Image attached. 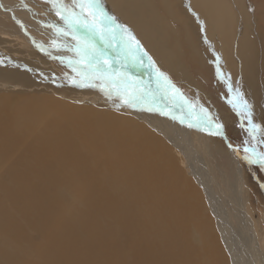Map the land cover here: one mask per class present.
<instances>
[{
	"label": "rangeland",
	"instance_id": "1",
	"mask_svg": "<svg viewBox=\"0 0 264 264\" xmlns=\"http://www.w3.org/2000/svg\"><path fill=\"white\" fill-rule=\"evenodd\" d=\"M12 2L24 9L31 8L41 18L51 16L53 25L65 30L84 55H93L91 49L99 51L127 74L141 79L158 96L183 104L195 115H211L223 133L221 140L233 147L231 150L243 167L246 212L256 225L257 243L264 252V115L259 114L260 110L264 111V98L258 100L261 105L254 115L251 108L256 105L257 96L246 91L233 75V69L224 65L227 75L221 70L215 54L210 53L203 29L197 24L196 14L190 16L187 11V22H181L177 16L175 23L189 29L177 30L172 36L180 45L195 40L208 58L205 67L199 63V53L185 46L184 62L208 94L192 97L185 90L186 81L171 70L173 75L161 66L158 69L147 52H140L134 43L142 36L129 31L111 13L108 21L118 25V30H98L99 20L87 0ZM222 3L214 27L220 30L216 25L223 12L230 28H236L235 4L232 0ZM51 6L57 13L51 14ZM247 6L253 16L264 20V0H247ZM103 15L107 17L104 11ZM67 24L72 31L64 27ZM172 27L173 20L165 22L166 41ZM6 30L15 32L11 26ZM260 32L259 25L253 29V34ZM77 33L86 45L78 40ZM22 42V37L0 36V51L15 59L24 56L33 64H40L44 71L57 73L54 78L73 83L75 89L64 100L75 105L76 110L60 112L64 108L59 109L61 103L56 101H48L47 108L26 105L23 112L0 105V261L3 264H230V249L208 204L210 192L196 187V180L188 175L185 166L179 175L171 170L163 151V139L152 134L154 141L146 145L141 132L153 128L131 111L138 104L160 114L155 116L162 119L158 111L162 110L161 106L130 92L120 82L114 83L87 62L75 64L43 54L31 56L20 47ZM153 56L155 59L154 53ZM200 70L206 73L205 78ZM3 82L0 77V83ZM1 96L10 102L25 98L13 92ZM75 112L88 119L94 134L101 139L96 138L90 145L81 141L75 133L77 127L69 121L77 115ZM7 122L9 127L5 128ZM67 132L72 134L68 140ZM154 143L157 149L149 150ZM91 146L106 162L111 150L121 154L135 151L141 158L132 164L120 159L121 168L116 175L105 166L89 173L74 168L78 160L94 167L93 157L88 153L81 155L82 147ZM62 148L73 151L76 159H70ZM52 157L57 159V164ZM214 159L209 164L210 171L226 192L216 162L228 166L231 177L228 158L215 151ZM131 178L132 184L125 186L124 180ZM97 181L102 186L91 197L89 189ZM214 190L222 194L216 184ZM89 201L94 202V208ZM227 210V220L221 218V224L229 232L236 231L239 221L232 209L227 207Z\"/></svg>",
	"mask_w": 264,
	"mask_h": 264
},
{
	"label": "bare ground",
	"instance_id": "2",
	"mask_svg": "<svg viewBox=\"0 0 264 264\" xmlns=\"http://www.w3.org/2000/svg\"><path fill=\"white\" fill-rule=\"evenodd\" d=\"M12 1L0 0V36L14 37L16 39L22 37L23 42L20 47H23L31 56L43 54L50 59H60L75 64L87 62L96 70L105 73L114 83L120 82L130 92L155 101L161 106L162 110L158 109V111L162 114V119L155 116H161L160 114L146 110L138 104V107L131 108L133 114L147 124L149 123L153 128L149 132H141L144 142L147 145L149 142L154 141L151 138L152 134L163 139L165 141L163 151L168 156L171 170L179 175L181 168L185 166L188 175L193 176L196 180L194 181L196 187H202L210 192L207 197L208 204L219 220L218 228L230 249V264H264V252L260 250L257 243L256 225L246 212L243 167L235 152L231 150L233 147L221 140L223 133L219 128V124L216 123L217 121L209 114L206 116L195 115L183 104L172 103L158 96L151 89L149 90L141 79L127 74L122 67L115 65L114 61L108 57L105 58L99 51L95 52L91 49L93 55H84L75 42H72L65 30L62 29L60 31L53 25L54 22L51 20V16L45 15L41 18L31 8L24 9ZM87 1L99 20L98 30H118V25L108 21V19L111 20L108 15L111 13L129 31L142 36L141 40H134V43L140 52L143 54L147 52L158 69L161 66L163 69H167L170 74L173 72L180 79L186 81L185 90L192 97L196 94L206 96L208 94L197 84L184 62L185 46L199 53V63L205 67L208 66V58L199 50L194 42L195 40L191 39L186 45H180L173 40L172 36L176 34L177 30L185 32L189 29V26L183 27V24L178 25L175 23V20H178L177 16H179L181 22H187V11L190 16H192L191 13L196 14L198 17V19L195 17L197 24L199 23L200 28L203 29L208 47L211 50L210 53L215 54L221 70L224 65L229 70L233 69L231 71L238 78V82L244 84L246 91L257 96V99H254L256 105L251 108V111L254 115L258 112L261 105L258 100L264 98V77L262 75V73L264 74V20L253 16L248 9L247 0H232L237 9L236 28H230L228 17L221 12L219 24L216 25L220 29L219 31L214 27V22L219 20L216 14L219 12L221 5L223 6L222 0ZM49 10L51 14L57 13L53 6ZM102 11L106 13L107 17L105 15L102 16ZM171 20H173V27L166 41L165 22ZM9 21L15 25L10 24ZM258 25L261 27V32L253 34V29L258 28ZM9 26L13 27L15 32L6 30L9 29ZM64 27L70 31L73 30L68 24L67 26L64 25ZM115 35L118 36V33H115ZM79 36V33H77L78 40L84 43L83 45H86ZM140 42H142L143 47ZM145 49H149V51ZM102 52L105 51L102 50ZM19 53L22 54L21 52ZM153 53L155 54V59ZM21 57V59H15V57L12 58L10 55L0 51V77L4 81L0 83V105L6 106V108H14L15 111L20 109L23 112L26 105L47 108L48 101H56L61 103L59 109L64 108L60 112L67 110L74 112L76 106L64 100V97L68 96L72 89H75L72 85L73 83H68L60 78L56 79L54 76L58 75L54 71H44L40 64H33L32 60L26 59L24 56ZM142 59H145V57H142ZM45 64L46 66L49 65V63ZM227 69L223 68V72L226 75L228 74ZM200 74L205 78L206 73L204 70H200ZM43 84L48 85L43 86ZM20 86L22 89H19ZM40 88H43L44 91L39 90ZM8 92L21 93L25 98L10 102L6 97L1 96ZM75 114L77 115L71 116L69 121L77 127L75 133L81 141H86V144L90 145L96 138L101 139L100 135L96 136L94 134L93 128L85 116L78 115V112H75ZM259 114L260 116L264 115V111L260 110ZM15 116L17 118L20 117L16 114ZM7 127H9L8 122L5 124V128ZM205 128L214 132L215 135L211 136ZM67 135L68 140L72 134L67 132ZM155 149H157L155 143L150 145L149 150ZM61 151L70 159H76L73 151L66 148H62ZM215 151L228 158L229 166L232 170V176L230 177L228 176V166H222L220 162H216V165L220 166L219 171L226 192H223L216 176H213L209 168V164H213L215 161ZM86 153L93 157L95 161L94 167L78 160L74 168L83 172L87 171L88 173L90 170H97L105 166L112 175H116L121 168L120 159L132 164L141 158L135 151L121 154L117 150H111L109 152V162H106L92 146L89 149L82 147L81 155ZM145 154L148 158L150 157L147 148ZM52 159L57 164V159L54 157ZM103 162L107 165H104ZM132 182V178L124 180L125 186H130ZM214 184L219 187L222 194L214 190ZM100 186L102 184L97 181L96 186L90 187L89 194L91 197L95 195L96 188ZM137 204L141 206L139 202ZM89 205L94 208L93 201H89ZM227 207L235 212L239 221L240 227L236 231L229 232L227 227L221 224V218L227 220ZM213 253L218 256L214 251ZM0 264L3 263L0 261Z\"/></svg>",
	"mask_w": 264,
	"mask_h": 264
},
{
	"label": "water",
	"instance_id": "3",
	"mask_svg": "<svg viewBox=\"0 0 264 264\" xmlns=\"http://www.w3.org/2000/svg\"><path fill=\"white\" fill-rule=\"evenodd\" d=\"M225 137V136H224ZM226 138V137H225Z\"/></svg>",
	"mask_w": 264,
	"mask_h": 264
}]
</instances>
